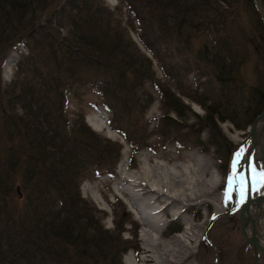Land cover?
I'll return each instance as SVG.
<instances>
[{
  "label": "trees",
  "instance_id": "trees-1",
  "mask_svg": "<svg viewBox=\"0 0 264 264\" xmlns=\"http://www.w3.org/2000/svg\"><path fill=\"white\" fill-rule=\"evenodd\" d=\"M223 1L118 0L110 10L102 0H0V60L20 43L26 49L11 82H0V264H122L126 248L134 249L133 242L121 240L125 224L134 225L129 214L120 204L121 214L111 206L113 237L100 227L98 211L79 190L90 170H113L120 147L113 149L98 138L82 116L68 126V95L77 96L80 90L96 94L111 114L112 128L139 149L143 143L133 141L153 103L147 91L152 88L160 96L158 133L168 139L179 136L188 108L156 80L152 60L128 31L164 77L181 86L185 74L172 67L174 62L169 65L170 46L182 44L191 53L197 35L207 38L226 30L219 10ZM206 49L204 43L202 61L209 67L213 62ZM214 56L217 83L223 88L217 97L212 90L210 97L201 98L199 88L193 96L180 86L175 89L204 109L202 120L212 130L206 144L219 152L226 140L215 118L237 129L247 127L264 108V87L244 92L238 82L231 84L232 66ZM241 112L244 124L237 122ZM195 139L202 147L199 135ZM130 231L135 238L136 230ZM118 242L130 244L122 248Z\"/></svg>",
  "mask_w": 264,
  "mask_h": 264
},
{
  "label": "rangeland",
  "instance_id": "rangeland-1",
  "mask_svg": "<svg viewBox=\"0 0 264 264\" xmlns=\"http://www.w3.org/2000/svg\"><path fill=\"white\" fill-rule=\"evenodd\" d=\"M102 4L108 9L113 10L115 6H118L119 2L115 0V3L111 5L109 0H102ZM219 5L220 13L223 14L221 20H226L228 23V28L226 30L222 33H209L207 38L201 34L197 35L191 43V53H188L182 44H171L170 46L169 54H171L173 59L170 60L169 58V65H172L174 62L172 67L180 69L181 73L185 74L184 77H182L183 84L181 83V86L173 82V80H168L164 77L162 70L159 69L155 60L151 58L150 54L142 47L136 35L132 31H128L129 37L136 46L141 49L142 53H144L148 59L152 60V69L155 73L156 80L166 83L170 90L175 92L176 96H178L188 108V111H185L184 116L179 122L180 129L182 130L179 136L174 137V139H168L158 133L157 126L159 125L158 121L162 116V111L160 109V96L158 93L154 92L152 88H147V91L152 93L153 103L145 111L146 113L143 119L140 120V124L137 127L138 131L136 132V140L133 141L138 144L140 142L143 143L142 147L139 149L138 147L134 149L133 146L137 145H129L124 140V137L112 128L110 124L111 114L100 104L98 96L90 91L80 90L76 93L78 94L77 96H74V94L68 95L65 109V114L67 116L66 123L70 126L76 123L82 116L84 124L89 127L98 138L103 139L107 144L112 146L113 149L116 148L115 145L120 147V157L111 172H107V169L104 167H101L100 170L95 172L94 170L90 172V170L84 175L79 185L81 197L89 201L98 211L96 218L103 230L108 231L113 237L117 235L114 227L113 210H111V206L113 205H116L115 209H117L118 214H121V210L118 209L117 206L121 205L127 213L129 212V219L131 221L135 218L133 212L128 210L126 199L122 198L113 188L114 183L118 180L116 174L122 159H124L125 166H127L128 171L131 173L138 168V160L143 153H147L151 156H160L161 154L162 157L174 155L184 160L187 152L198 151L210 161L216 179L221 182V186H219L215 194L223 196L228 192L230 199L226 201L224 197L225 207L220 215L214 214L213 207L209 204L210 218L205 217L203 220V218L200 217V221H195L199 223L202 221L204 222L202 225L204 237H201V244L198 247L199 254L196 259L197 262L193 261L192 264H252V249L247 245L244 238L240 236L239 232V212L244 204L237 208V203L240 198V177H243L245 182L242 161L245 153H243V157H240L235 168L236 180L231 187H229L228 178L232 176L234 172L232 164L235 154L241 148H245V145L241 146L240 143L247 137L248 127L255 119L247 127L237 129L232 122L227 121L222 123L217 120L216 117L215 119L219 130H221L224 139L227 141L222 143L221 147L218 149L219 152H217L215 147H210L206 144L208 135L212 133L209 125L202 120L206 112L190 99L182 96L178 93L177 89H175L177 86H180L185 93L193 96L195 92L194 88H199L198 95H201V98L202 96H205L204 98L210 97L209 90L214 91V96H216L219 91H222V87L217 83L219 71L218 67L213 64L215 62L214 54L219 55L218 58L223 59V62H225L224 66H232L231 76L235 79H232L231 84L238 82L237 85L242 86L241 88L244 92L249 91V89L264 87V42L261 40L262 37L260 32V30L264 31V26L263 22L259 20L258 13L255 9V5H257L264 15L263 0H224ZM214 29L216 28L214 27ZM62 33H65V31L62 30ZM204 43L207 45L206 50L209 60L213 62L210 63L209 67L202 61L205 51ZM12 51L18 54V58L12 67L11 73L7 77L3 74V63ZM21 53H26V49L22 43L7 50L4 54V58L0 60V82H2V84H7L13 79L12 75L16 64L21 58ZM186 60L188 61V66ZM195 62L197 64H195ZM260 91L262 92V90ZM219 98L224 99L222 97ZM155 104L156 109H152V106ZM244 107L242 101H239V109L243 111ZM98 109L101 110V114L104 115L101 119V125H103V121H105L107 125L106 128H103L99 132L95 131L89 124V120L96 116ZM173 116L174 115H171L172 119L177 120L175 116ZM242 116L243 112L240 113V117H237V122L240 124L245 123V118L243 119ZM196 135H199V142L202 143V147L196 145ZM143 137L145 138L144 141L142 140ZM260 139L264 145V131ZM202 149L204 151L207 149V151L204 152ZM260 153L261 150L257 148L256 158L260 157ZM251 165H254L253 161H251ZM255 166L257 169L261 170V166H259L258 163H256ZM252 179L255 180L253 177ZM263 187L264 184L258 183L253 189V197H256ZM244 196L246 199V182ZM252 205H254V203ZM204 213L205 209H201V216H203L202 214ZM259 214H261L259 219V230L264 232V213ZM134 220L139 222L136 218ZM180 225L174 222L168 224L165 227L167 231V235L164 234V236L166 235L165 239L172 235H179L181 227H183V225ZM131 228L132 225L130 223L125 224L124 230L126 231L121 235L122 241L125 242L127 239L134 242L132 241L133 234H131ZM139 231V229L135 231L137 237H139ZM260 238H262V236H260ZM121 243L122 242H118L119 245H121ZM129 244L126 246L122 244L121 247L123 246L122 248H126ZM136 257L132 248L128 247L126 248V252L121 255L120 263H134L133 261ZM259 260L260 264H264V258L262 256Z\"/></svg>",
  "mask_w": 264,
  "mask_h": 264
},
{
  "label": "bare ground",
  "instance_id": "bare-ground-1",
  "mask_svg": "<svg viewBox=\"0 0 264 264\" xmlns=\"http://www.w3.org/2000/svg\"><path fill=\"white\" fill-rule=\"evenodd\" d=\"M109 1L111 5L115 3V0ZM17 58L18 54L14 51L6 58L3 63L4 76H9ZM152 109H156V104ZM103 117L98 109L96 116L89 120V124L97 132L107 127L105 121L101 125ZM184 158L181 160L174 155L162 157L161 154L151 156L143 153L139 157L138 168L131 173L125 166L124 159L120 162L116 174L118 180L113 188L126 199L128 210L139 221L134 218L131 229L140 230L139 237L135 234L136 239L133 237L135 240H132V251L137 257L131 264H192L199 254L204 223L195 221L200 217L203 220L205 217L210 218L209 204L212 205L214 214L220 215L224 209L225 195L215 194L221 182L216 179L210 161L198 151H189ZM251 182L254 189L258 183L254 179ZM201 209H205L203 216ZM255 209L254 204L250 207L249 214L256 219L258 235L262 236L259 241L264 246V232L259 230V213H264V209L262 212ZM171 222L183 227L179 235L165 239V227Z\"/></svg>",
  "mask_w": 264,
  "mask_h": 264
},
{
  "label": "water",
  "instance_id": "water-1",
  "mask_svg": "<svg viewBox=\"0 0 264 264\" xmlns=\"http://www.w3.org/2000/svg\"><path fill=\"white\" fill-rule=\"evenodd\" d=\"M261 124L259 125V122ZM248 135L244 139L241 146L245 145L244 148V158L243 161V169L245 172V182H246V199L244 202V206L239 212V225H240V236L244 238L247 245L252 249V264H260V257L264 258V246L259 241L257 225L255 224V217H251L249 214V209L251 205L254 203L255 208L262 212L263 202H264V187L256 197H253V187H252V177L259 183L258 174L264 171V145L261 142V134L264 131V108L252 122V124L248 127ZM257 148L261 150L260 158H256ZM250 160L253 161V166L250 165ZM258 163L261 166L262 170L259 171L255 164ZM255 209V210H256ZM250 227V228H249ZM250 229L247 233V229Z\"/></svg>",
  "mask_w": 264,
  "mask_h": 264
},
{
  "label": "snow or ice",
  "instance_id": "snow-or-ice-1",
  "mask_svg": "<svg viewBox=\"0 0 264 264\" xmlns=\"http://www.w3.org/2000/svg\"><path fill=\"white\" fill-rule=\"evenodd\" d=\"M243 153H244V149L241 148L235 154V158H234L233 164H232V167H233L234 172H233V175L228 178L229 187H231V185L236 180L235 168H236V166H237V164L239 162L240 157L243 155ZM256 179H258L259 183L264 184V171H262L261 173H259L258 174V177H256ZM239 187H240V198H239V201L237 203V208H239L245 202V196H244L245 182H244L243 177H240V179H239ZM228 199H230V195H229L228 192H226L225 193V200L227 201ZM213 218H215V217H213Z\"/></svg>",
  "mask_w": 264,
  "mask_h": 264
},
{
  "label": "flooded vegetation",
  "instance_id": "flooded-vegetation-1",
  "mask_svg": "<svg viewBox=\"0 0 264 264\" xmlns=\"http://www.w3.org/2000/svg\"><path fill=\"white\" fill-rule=\"evenodd\" d=\"M263 4H264V0H263ZM263 6H264V5H263ZM255 9H256V11H257V13H258L259 20L263 22V26H264V15H263L262 11H260V9H259V7H258L257 5H255ZM259 158H260V157H259ZM259 158H257V159H259ZM258 170H259V169H258ZM261 170H262V168H261ZM261 170H259V171H261ZM243 172H244V169H243ZM244 174H245V172H244Z\"/></svg>",
  "mask_w": 264,
  "mask_h": 264
}]
</instances>
